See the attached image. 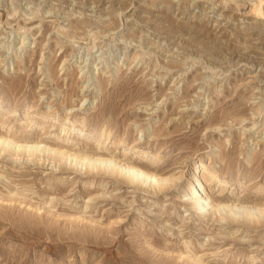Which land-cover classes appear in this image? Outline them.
<instances>
[{
    "label": "rangeland",
    "instance_id": "obj_1",
    "mask_svg": "<svg viewBox=\"0 0 264 264\" xmlns=\"http://www.w3.org/2000/svg\"><path fill=\"white\" fill-rule=\"evenodd\" d=\"M258 1L0 0V134L93 149L107 126L104 149L181 176L156 196L0 150V264H264V223L179 202L201 162L207 198L264 209ZM68 115L84 136L59 134Z\"/></svg>",
    "mask_w": 264,
    "mask_h": 264
},
{
    "label": "bare ground",
    "instance_id": "obj_2",
    "mask_svg": "<svg viewBox=\"0 0 264 264\" xmlns=\"http://www.w3.org/2000/svg\"><path fill=\"white\" fill-rule=\"evenodd\" d=\"M263 1L264 0H259L256 4L254 3L255 5L252 8L254 14L262 18H264V13L261 9V4ZM28 110L31 112L32 107ZM69 117H72L73 119L71 120ZM78 119L79 118L73 115H68V118L64 119L63 123H60L56 126L60 132L59 134L62 133L63 136L67 134L72 135V133H74L75 131V135L77 137L84 136L86 125L75 127ZM28 125L29 124H27V126ZM25 132H23V134ZM111 133L112 130L105 126L100 129L98 134L91 136L98 139L104 137V139L101 141V144H104L103 148L93 147V149H77L76 147H74V145L76 144L75 141H71L70 145H65L56 141H51L49 139L30 140L26 138L22 140L17 139L16 141L10 140V138H8L6 134H0V150L2 152L7 151L9 153H13L18 157L27 155L30 157L37 156L40 158L41 156V159L43 161H47L48 158H50L52 162H54L56 159L57 161L63 163L69 162V165H73L74 167L79 168L78 171H81L83 169L85 171L83 174H90L89 176L91 178L97 177L98 180V178L103 179L107 175L109 179L118 181L122 185L134 187L137 190H141V188L144 187L142 191L144 193H149L152 195H156L155 191L157 193L167 192L173 185H175V181H178L181 178V176L175 177L173 175H167L166 172L158 170L150 165H145L144 163L136 162L127 158V154L139 152L138 150H136V146H138V143L127 145L124 142H120L118 140L117 143H114L111 146L112 151L104 149L107 142L109 141L108 139L110 138ZM119 148H121L122 150L121 155L120 153L119 155L116 154V151ZM153 157L154 162L160 160L159 155H153ZM207 172L208 170L205 169L204 165L201 162H199V164L198 162L194 163L193 168H191V176L193 177V179L192 177H190L191 179H189L186 184H183V186L181 185L182 190L180 191V194H182L183 199H179L181 200L179 202L185 203L184 205H187V207L189 206L191 210H194L195 213H193L195 215L197 214L202 218L207 216L209 217L210 215L213 216L217 213L218 218L215 216V219L217 218V221L224 218V221L228 223L236 222L238 224L240 223V225H253L256 228H258V226H261V223H264V209L260 210L261 205H259L254 199H241V195H237L239 193L236 194V197H233V195L229 197H223L221 194V196L212 198V200L207 198V196L204 194V187L202 185V181L208 179ZM94 173L96 174L94 175ZM200 177L203 178L200 179ZM94 181L95 180H92V182ZM149 189H153L154 191L152 192ZM69 216L71 217L72 215ZM70 217L69 219L73 218ZM108 225L109 224H107V226Z\"/></svg>",
    "mask_w": 264,
    "mask_h": 264
}]
</instances>
